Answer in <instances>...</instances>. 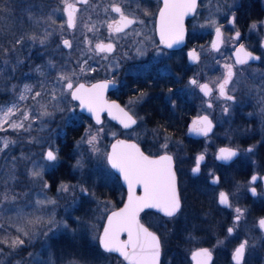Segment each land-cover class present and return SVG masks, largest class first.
I'll return each mask as SVG.
<instances>
[{
	"label": "flooded vegetation",
	"instance_id": "obj_1",
	"mask_svg": "<svg viewBox=\"0 0 264 264\" xmlns=\"http://www.w3.org/2000/svg\"><path fill=\"white\" fill-rule=\"evenodd\" d=\"M1 2L3 5L8 3L7 0H1ZM16 2L20 5L18 8L20 12L17 15H21L25 6L24 0ZM31 2L47 5L48 8H56L60 5L59 0H31ZM69 2L75 3L76 0H69ZM108 2L109 0H89L88 5L77 4L79 9L77 27L80 21L89 20V17L92 21L118 19L116 14L106 16L103 12L102 6H106ZM121 2L127 15L144 21L143 25L137 24L132 27L134 35L129 40V42L138 43V40L144 39V54L136 55L135 47L132 46L130 50L127 49L130 58L126 61V65L121 62L122 68L114 71L109 79L101 76L93 81L115 80V87L108 91L106 97L116 101L126 111L129 110L128 101L141 92L146 93L144 99L139 101L134 108L135 115L143 117V121L138 120L139 126L134 125L132 129H123L109 120L106 114H102V121L97 126L101 127L103 121L107 120L118 129L120 134L133 132L132 136L118 135L112 140L120 138L134 142L146 155L159 154L153 147L152 129L158 127L166 129L164 134L171 135L173 141L177 142L170 144L169 154L173 155L174 166L178 169L176 175L182 196V213H185V217L191 215L196 236L189 237L186 233L187 229H184V236L171 239L168 245L174 242L179 248L170 260V264H187L184 262L185 259L192 264L190 254L197 248H207L212 252L210 264H235L232 258L233 252L244 239H248L249 244H254L255 247L246 250L243 264H264V239H262L264 231L256 226V221L264 217V111H262L264 109V48L261 47L264 44V0H197V14L184 17V44L172 49L160 45L158 40L160 11L164 7V0H121ZM94 5L99 7L98 14L93 10ZM48 8L45 10L47 11ZM233 14L236 17L234 25L228 23ZM61 15L66 21V15L63 12ZM210 16L216 20V24L205 29L202 26L208 22ZM253 24H256L255 28L252 27ZM216 27L221 28L223 42L219 45V51L223 49L224 54L213 57L211 54L219 52L211 48ZM74 30L68 29L69 32ZM237 30L241 33V39L233 41L231 37ZM99 33L100 39L107 43L106 26ZM136 33H141V35L137 36ZM146 38H151L148 39V43ZM240 43L244 44L247 51L260 56L261 60L249 61L248 65L237 66L243 68L244 71L234 77L236 91L229 94H234L238 103L228 114H224L222 113L223 100L214 98L218 95V90L214 88L213 82L222 78L225 63L234 62L236 49ZM157 46L160 49L159 52ZM204 47L208 48L206 53L203 52ZM192 49L198 53L199 60L189 62L187 53ZM155 53L159 56H155ZM207 64L210 65L206 66ZM192 78H197L200 83H209V86L214 88L213 97L204 96L199 88L190 85L189 81ZM169 89L172 91L169 92ZM210 99L213 103L211 109L207 107ZM73 102L78 107V103ZM78 112L92 122L79 109ZM192 113L193 115L186 120V116ZM201 114H207L212 121V132L207 137L194 138L187 135L189 123ZM219 117H223L222 122H219ZM82 132L83 129L79 125L66 124L63 127V134H58L57 140L60 160H70L66 154H62V146H70L73 140L75 141L82 135ZM73 134L76 136L72 140ZM185 138H190L192 141L185 140ZM250 146H253L252 153L241 151L240 155L231 162L226 163L215 158L221 147L244 150ZM177 153L179 160L176 159ZM200 153H205L206 159L202 162L201 173L194 177L191 168L194 166L195 156ZM106 157L105 160H107ZM110 170L113 178L106 188L105 195L111 200V210H114L124 202L127 190L119 175L111 168ZM210 170L219 176L218 184L210 182L212 179L209 175ZM67 173L72 174L69 173L66 162L62 161L61 165L56 164L46 175L49 174L47 177L56 186L57 182L69 180ZM253 175H257L258 180L255 183H249ZM251 187H256V196L251 194L249 190ZM221 191L228 193L231 208L218 203V194ZM135 192L139 195L141 189L136 188ZM236 207L247 211L237 230L229 236L227 228L233 225ZM143 215L149 222L151 219L155 220V217H161L158 223L161 227L170 220L153 209H145L140 213L139 218L148 228L150 227L141 219ZM177 217L179 219L180 215L178 214ZM178 224H181V220L176 225ZM187 241L197 246L183 256L181 249ZM99 249L102 250L100 247ZM173 251L172 247L162 244L161 258L164 253L171 255ZM103 254L111 257L110 264L113 261L119 263L118 256H116L118 259H112L110 254L113 253L103 252Z\"/></svg>",
	"mask_w": 264,
	"mask_h": 264
},
{
	"label": "snow or ice",
	"instance_id": "obj_2",
	"mask_svg": "<svg viewBox=\"0 0 264 264\" xmlns=\"http://www.w3.org/2000/svg\"><path fill=\"white\" fill-rule=\"evenodd\" d=\"M59 2L63 5L62 8H48L47 5L33 3L31 0H24L25 6L22 11L30 25V30L22 31L19 35L14 36L8 42L7 47L0 45V54L9 57L7 60H0V66H2L0 67V71L3 68L12 66V60L18 51L23 52L29 47L32 50L47 49L49 47L52 37L56 34V28L53 26L56 23L54 17L58 12L62 11L67 17L65 23L59 26L60 29L77 28V12L79 9L76 5H88L89 0H76L75 3H70L69 0H59ZM92 7L98 14L99 7L95 5ZM102 7L106 16L116 14L118 19L113 18L100 22L101 26H106L108 30V42L105 43L103 39H98L95 36V33L99 32L100 29L90 22L91 17L88 18L89 23H85L84 28L88 33H93V36L84 35L83 42L87 52L113 54V59L114 57L129 59V51H117L119 39L128 35V30H131L134 25H143L144 21L127 15L121 0H109L107 5ZM197 7V0H164V7L160 11L159 43L165 45L167 48H172L174 44L183 41L184 17L188 15L195 16L197 14ZM46 8H48L47 11L45 10ZM7 9L8 5H5L4 8H0V12H4ZM235 22L236 17L233 14L228 23L234 25ZM215 24L216 20L210 16L205 26H213ZM252 27L255 28L256 24H253ZM38 29L39 31H37ZM215 32L216 39L212 42L211 48L219 51V45L223 42L221 28L216 27ZM136 35L139 36L141 33H136ZM231 39L239 41L241 39L240 31L237 30ZM94 41L96 42L94 43ZM61 47L71 50L73 49V41L61 39L57 45V49L59 50ZM120 47L123 48L124 46L120 45ZM261 47L264 48V44ZM144 50L145 41L141 40L136 45V55H143ZM157 51H160L158 46ZM44 54L46 53H41L40 55L43 56ZM31 56L32 51H29L25 60L17 58L15 59V64H24L27 60L31 59ZM188 56L193 61L199 60V55L195 49H192L188 53ZM102 58L109 59L107 55ZM258 60H261L260 56L247 51L244 44L240 43L236 49L234 62L223 65L225 71L222 74V78L213 82L214 88L218 90V95L214 98L216 100L222 99L224 102L222 113L228 114L232 107L238 103L236 96L229 94L236 91L234 77H237L244 71L243 68H238L237 66L248 65L249 61ZM90 62H94L92 55H87L86 58L76 61L75 68L72 67L71 60L66 61L63 66H59L60 70L57 73L56 79L51 82L48 81V75L58 65L51 61H48L43 68L41 65H36L34 70L43 76V81L35 87L24 86V91L31 93L33 103L29 106L21 107V103L28 98L24 95V92H21L15 102L7 107L0 106V134H6L9 130H12L18 135L29 136L28 143H37L42 149L47 144V149L40 153L41 160L21 158L27 159V162L32 165L25 173L32 181V191L25 193V196L31 197L34 192L37 197L35 200H21V193L15 190V184L18 181L10 183L7 178L0 180V221L5 217L10 221L7 225L0 222V233H3L0 236V252L3 251L2 246H7L15 252V250L25 247L26 241L27 245H31L33 240L40 237H43L47 241L50 235L55 236L60 231L68 230L73 235L76 233V229L71 228L67 220L56 219L55 209L59 206L58 202L56 199L47 196V190L50 189L51 185L44 180L45 169L55 166V162L59 160V149L49 143V140L44 137H40L39 139L31 137L37 125L43 131L45 118H49L50 120L55 111H63V109L59 108L60 103L67 101L69 96L72 100H78L81 107L87 108L94 115L97 124L101 123L100 113L105 109L110 114L113 112L118 114L115 118L119 119L124 129H132L134 125L139 126L138 120L140 122L143 121V117L135 115L134 108L139 101L144 99L147 95L146 93L141 92L138 96L131 99L129 101V110L126 111L125 108L120 107L115 101L108 103L103 99L104 90L110 85H114L116 83L115 80H105L92 84L91 87H86L84 83H76L79 73H84L85 71L94 73L97 71V68L92 67ZM119 64L120 60L114 59L115 67L119 68ZM44 68L48 69L47 73L44 72ZM77 68L79 69V73L76 71ZM12 70L14 71L15 69L13 68ZM49 83L51 84V88L48 86ZM189 83L199 88L204 96L213 97L214 88L210 87L209 83H200L197 78L190 79ZM230 85L233 86L230 87ZM13 87L15 88V86ZM35 88L39 90H35ZM171 91L172 89H169V92ZM50 107L53 111H49ZM207 107L209 109L213 107L211 99L208 101ZM212 130L213 123L208 116L195 119L190 129V131L204 137H207ZM101 132H103L102 128L93 133L90 126L86 129L85 136L81 137V140L77 142L78 147L87 143L92 153H99L100 149L96 147V144ZM152 133L154 136L153 147L159 154L146 155L137 144L117 140L116 144L112 146V152L106 157L111 167L118 169L122 173L123 179L128 186V197L127 203H125L123 208L107 216V223L103 228V232L99 236H93V239L99 241V246L103 249L104 253H119L124 260L129 261V264H161V237L155 232L149 231L147 227L140 223L139 216L141 212L145 209H156L162 212L165 217L173 219L183 211L182 196L177 185L176 173L178 169L174 166L173 155L169 154L170 144L177 142L173 141L171 135L164 134L166 133V129H162V127L152 129ZM112 135L115 136L116 133H112ZM18 143L19 140L10 139L7 135H0V159L8 157L10 147ZM241 151L252 153L253 146L244 150L221 147L218 149L215 158L218 161L231 162L235 157L240 155ZM176 159H180L178 153ZM205 159V153L195 156L194 166L191 168V173L194 177L201 173V165ZM16 163L17 158L12 157L13 166ZM75 167L82 169L84 167L82 160H77ZM2 171L3 169H0V172ZM209 175L212 177L210 181L212 184L219 183L220 178L214 171L210 170ZM257 180L258 176L253 175L249 183H255ZM37 184L39 185L38 188ZM137 186L142 187V195H136L135 190ZM77 188L84 197L95 198L96 196L95 192L90 191L89 188L84 187L82 184L70 185L64 182H61L57 188V194L63 198L64 194L70 191L74 193ZM249 190L253 196L257 195L256 187H251ZM75 201L76 197L73 196V203ZM100 203L97 200V204L99 205ZM218 203L229 208L232 207L229 202L228 193L223 191L218 194ZM246 211V209L240 207L234 209L233 225L227 228L229 236H232L237 230L240 222L245 217ZM11 213L15 214L14 222L13 217L10 215ZM75 219L77 223H84L79 217ZM84 226L91 227L90 225ZM256 226L264 231V217H260L256 221ZM13 232L16 233L15 236L12 235ZM121 233H127L128 238L121 240ZM254 247V244H249L248 239L241 241L232 255L235 264H243L246 250ZM32 255V253H29V256ZM193 255L194 258H200L198 264H209L212 259V252L207 248H201ZM82 260L83 257L80 260L70 259L68 264H81ZM43 264H47V262H43Z\"/></svg>",
	"mask_w": 264,
	"mask_h": 264
},
{
	"label": "rangeland",
	"instance_id": "obj_3",
	"mask_svg": "<svg viewBox=\"0 0 264 264\" xmlns=\"http://www.w3.org/2000/svg\"><path fill=\"white\" fill-rule=\"evenodd\" d=\"M20 5L18 3L13 7H9L4 12H0V45L7 47L9 41L16 35H19L22 31H29L30 25L26 19L25 14L21 13V15H17L20 12ZM5 5L0 0V8H4ZM57 7L62 8L63 5H59ZM62 11L58 12L54 17L56 23L53 27L56 28V34L52 37L50 41V45L47 49H37L32 50L31 47L26 48L23 52H17L16 56L12 60V66L8 68H3L0 71V106L7 107L11 103L15 102L16 98L24 92V95L28 97L25 101L21 103V107L29 106L33 103L31 100V93L24 91V86L29 85L31 87H35L39 83L43 81V76L36 72L35 66L41 65L42 68L45 66L48 61L58 65L55 70H52L48 75V81H54L56 79L57 73L60 70L59 66H63L66 61H72V67H76L75 62L78 60H82L86 58L87 55H92L94 62H90L92 67L97 68V71L94 73H89L85 71L84 73H79V69L76 71L79 73V78L76 80V83L79 81H83L85 83H89L96 78L105 77L107 79L111 78L114 71L122 68L123 65H126V61L128 59H121L120 57H114V59H119L120 64L119 68L115 67L113 54H95L88 53L86 46L84 45L83 39L84 35H88L89 37L93 36V33H88L84 28L85 23H89V20L80 21L78 27L73 31L69 32L67 28L60 29V25L64 24L65 21L62 18ZM59 19H56L58 18ZM94 23L97 28L105 29V26H101L100 20L90 21ZM204 24V28L207 29L209 26ZM99 30V31H100ZM39 31V29L37 30ZM134 35V29L128 31V35L123 36L122 39H119L118 50L117 51H128L131 47H135L137 42L131 41L130 37ZM95 36L100 39L101 35L99 32L95 33ZM61 39H70L73 41V49H65L61 47L59 50L57 49V45L60 43ZM144 40V39H143ZM140 40H138L139 42ZM148 43V39H146ZM96 41H94L95 43ZM151 43L149 42V45ZM120 45L124 47L121 48ZM128 49V50H127ZM204 53L208 51L207 47L203 49ZM29 51H32V56L30 60H27L24 64L16 65L15 59L25 60ZM41 53H46L41 56ZM223 49L217 53L211 54V56H222ZM107 55L109 59H103L102 57ZM130 55V53H129ZM155 56H159L155 53ZM9 57H5L0 54V60H7ZM122 62V63H121ZM207 64L206 66H209ZM2 67V66H0ZM15 69L14 71L12 69ZM44 72H48L47 68L43 69ZM15 86V88L13 87ZM49 88H51V84L49 83ZM35 90H39L35 88ZM59 91V90H57ZM127 102V101H126ZM129 103V101H128ZM59 108L63 109V111H55L53 117L49 120V118H45V123L43 124V131H41V127L37 125L35 130L32 132L31 137H35L39 139L40 137H44L49 140V143L55 145L56 148H59L57 144V140L59 135L63 134V127L68 125H79L82 127L83 132L82 135L73 140L70 146H62V154H66L67 158L70 160H58L55 162L56 164L64 161L66 162L67 169L69 168V173L66 174L69 177V180H62V182L77 185L82 184L84 187L89 188L90 191L95 192V198L84 197L79 192L77 188L73 193L70 191L67 194H64V197L61 198L57 194V188L60 183H55L56 186L50 182L47 177V172H49L52 167H48L45 169L44 180H46L50 185V189L47 190V196L49 198L56 199L58 202V207L55 209L56 219L57 220H67L70 227L76 229L75 235L71 231L64 230L57 232L55 236H51L45 241L43 237L37 238L33 240L31 245L19 248L13 252L7 246H2L3 251L0 252V264H43V262H47V264H68L70 259H77L81 261V264H110L111 257L103 254V251L98 247V240L93 239V236H99L104 218L106 214L112 209L111 200L106 197V188L108 184L111 182L113 175L110 168L107 165L105 160L106 153L108 150V145L110 141L118 135L123 137H129L133 135V132H124L119 133L118 129L109 121H103L102 126L99 127L95 125L93 122L89 121L88 118L80 115L78 112V107L75 102L68 97L67 101L59 104ZM49 111H53L50 107ZM223 121V117H219V122ZM91 126V130L93 133H96L98 129H103V132L99 134L98 142L96 147L100 149L99 153H92L90 151V146L87 143L79 146L77 142L81 140V137L85 136L86 129ZM57 131V132H56ZM112 133H116L115 136ZM10 139L19 140V143L15 146L10 147V153L8 157L0 159V169H3L0 172V180L7 178L9 182L18 181L15 184V190L21 193V200L31 199L35 200L36 194L33 192L31 197L25 196V193L32 191V181L25 174L28 168H31L32 165L27 162V159L23 158H31L37 161L41 160L40 153L47 149V144L44 145L42 149L37 143H28L30 139L27 135H18L14 133L12 130H9L6 134ZM43 143V141H41ZM18 152L17 163L13 166L12 164V156L11 153ZM15 154V153H14ZM77 160H82L84 167L78 168L75 167ZM39 185L37 184V188ZM73 196L76 197L75 203H73ZM42 198V197H41ZM97 200L101 203L98 205ZM22 206V205H21ZM13 217V222L15 218V214H10ZM180 218H174L168 220L166 225L163 227L166 228L165 232L162 235V238L165 241L166 247L168 243L171 242L173 237H178L175 235L177 233H182L184 229H187V234L189 237H195V230L192 224L191 215L185 217V213L179 214ZM79 217L83 224L77 223L76 219ZM161 217H155V220L151 219L149 222L150 225L153 226L159 225ZM178 227H176L177 222H180ZM7 225L10 221L5 217L2 221H0ZM157 222V223H156ZM84 225H90L91 227H85ZM160 226V225H159ZM3 233H0L2 236ZM13 236L16 235L15 232L12 233ZM169 235V237H167ZM181 235V234H179ZM191 241H187L182 249V254L185 256L187 252L191 251L196 244L190 243ZM92 251V252H90ZM178 252V250H177ZM188 252V253H189ZM29 253H32V256H29ZM104 255V256H103ZM175 254L162 255L163 262L162 264H170V260H172ZM187 264L189 261L187 259L184 260ZM112 264H124L122 260L117 263L113 261ZM246 264V263H245Z\"/></svg>",
	"mask_w": 264,
	"mask_h": 264
},
{
	"label": "water",
	"instance_id": "obj_4",
	"mask_svg": "<svg viewBox=\"0 0 264 264\" xmlns=\"http://www.w3.org/2000/svg\"><path fill=\"white\" fill-rule=\"evenodd\" d=\"M215 39H216V34H215L214 37H213V41H214ZM158 40H159V36H158ZM184 42H185V30H184V39H183V41H181V42H179V43H177V44H174L172 48H178V47H181V46L184 44ZM160 45L166 47V46L163 45V44H160ZM166 48H167V47H166ZM172 48H169V49H172ZM189 52H190V51H189ZM189 52H188V53H189ZM188 53H187L188 61H189V62H194L193 60H191V59L189 58ZM105 80H106V79H100V80H96V81H93V82L88 83V84L85 83V82H83V81H80V82H78V83H84L86 87H91L92 84L100 83V82H103V81H105ZM115 85H116V84H114V85H110L106 90H104V92H103V99H104V101H106V102H108V103H111L112 101H114V100L107 99L106 96H107L108 91H110L111 89H113V88L115 87ZM70 98H71V97H70ZM73 101H76V102L78 103V109H79V111L83 112L86 116H88V117L92 120V122H93L94 124L98 125V124L96 123V120H95L94 115H93L91 112H89V111L87 110V108H85V107H81L80 102H79L78 100H73ZM115 102H116V101H115ZM116 103H117V102H116ZM117 104H118V103H117ZM120 107H121V106H120ZM102 114H106V116H107V118H108L109 120L113 121L114 123H117L118 125H120V126L123 128V125L120 124L119 119L115 118V116L118 115L117 113L113 112L112 114H110V113L108 112V110L105 109L104 111H102V112L100 113V120H101V121H102ZM202 116H208V115H207V114H201V115H199V116L194 117V118L191 120V122L189 123V127H188V129H187V135H189V136H191V137H194V138H198V137H201V136H202V135H199V134H197V133H195V132L190 131V129L192 128L193 121H194L195 119H197L198 117H202ZM209 119H210V118H209ZM99 124H100V123H99ZM123 129H124V128H123ZM117 140H123V141H125V142H127V143H134V142H130V141H127V140H124V139H120V138H119V139H114V140H112V142H111L110 145H109V149H108L107 155L110 154V153L112 152V146H113L114 144H116ZM134 144H135V143H134ZM106 162H107L108 166H109L114 172H116V173L119 175L122 184L124 185V187H125L126 190H127V193H126V196H125V199H124V202L122 203V205H121L120 207L114 209V210L109 211V212L106 214L99 235L103 232V228H104L105 224L107 223V216L110 215L112 212H114V211H119L121 208H123L124 205H125V203H127V197H128V186H127V183H126V182L124 181V179H123V175H122V173H120L118 169H114V168H112L111 165L108 163L107 160H106ZM136 188L141 189V194H139V195H142V194H143V189H142V187H141V186H137ZM136 195H137V194H136ZM139 195H137V196H139ZM153 210H154V211H157L159 214L163 215L162 212H159V211L156 210V209H153ZM163 216H164V215H163ZM139 219H140V218H139ZM140 223L143 224L141 221H140ZM143 225H144V224H143ZM144 226L147 227L146 225H144ZM147 228H148V227H147ZM148 229H149V231L154 232L152 229H150V228H148ZM127 238H128V237H127V233H121V235H120V239H121V240H126ZM98 245H99V241H98ZM99 247H100V246H99ZM101 249H102V248H101ZM199 249H201V248H197V249L193 250V251L191 252V254H190V259H191V261H192V264H198V260H199L200 258H199V257H195V258H194V255H193V254L196 253ZM102 250H103V249H102ZM113 254H115L116 256H118V257H119V258H120L125 264H129V261L124 260V258H123L119 253H115V252H114ZM210 262H211V261H210ZM210 262H209V264H210Z\"/></svg>",
	"mask_w": 264,
	"mask_h": 264
},
{
	"label": "trees",
	"instance_id": "obj_5",
	"mask_svg": "<svg viewBox=\"0 0 264 264\" xmlns=\"http://www.w3.org/2000/svg\"><path fill=\"white\" fill-rule=\"evenodd\" d=\"M8 1V3H7V5L11 8V7H13V6H15V4L17 3L16 1L17 0H7ZM193 115V113L192 114H188L187 116H186V120L187 119H189L190 118V116H192ZM87 118V117H86ZM75 136H76V134H73L72 135V137H71V139L73 140L74 138H75ZM185 140H189V141H192V139H190V138H185ZM15 153V154H14ZM12 152L11 153V156L13 157V156H16L17 157V153L16 152ZM48 177H49V174L47 175ZM141 219H142V221L143 222H145L150 228H152L160 237H161V241H162V244L163 245H165V241H164V239L162 238V235H163V233L165 232V230H166V228L165 227H161V226H159V225H154L153 224V226L152 225H150V223H149V221H148V219L143 215L142 217H141ZM176 227H178V225H176ZM179 234H181V235H179ZM184 234H185V232H183L182 231V233H177V234H175V235H178V237H182V236H184ZM167 237H169V235L167 236ZM173 238H176V237H173ZM187 243V242H186ZM186 243H184V245L186 244ZM168 246H170V247H172L173 249H174V254H176L177 253V250H178V248H179V246H178V244L177 243H174V242H172V244H170V245H168ZM181 251H182V249H181ZM180 251V252H181ZM90 252H92V251H90ZM111 256H112V259H118V257H116V255H113V254H110ZM118 261L120 262L121 260L120 259H118ZM162 262H163V259L161 258V264H162Z\"/></svg>",
	"mask_w": 264,
	"mask_h": 264
}]
</instances>
